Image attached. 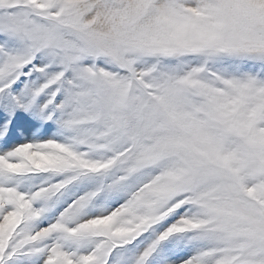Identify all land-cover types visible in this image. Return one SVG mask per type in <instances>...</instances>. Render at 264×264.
<instances>
[{
  "label": "snow or ice",
  "instance_id": "6c2138e0",
  "mask_svg": "<svg viewBox=\"0 0 264 264\" xmlns=\"http://www.w3.org/2000/svg\"><path fill=\"white\" fill-rule=\"evenodd\" d=\"M0 264H264V0H0Z\"/></svg>",
  "mask_w": 264,
  "mask_h": 264
}]
</instances>
